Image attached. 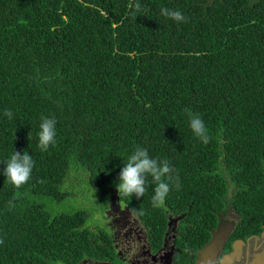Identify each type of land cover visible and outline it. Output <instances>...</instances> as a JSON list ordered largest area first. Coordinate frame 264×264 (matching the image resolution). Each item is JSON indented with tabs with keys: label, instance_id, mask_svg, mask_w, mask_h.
I'll list each match as a JSON object with an SVG mask.
<instances>
[{
	"label": "trees",
	"instance_id": "trees-1",
	"mask_svg": "<svg viewBox=\"0 0 264 264\" xmlns=\"http://www.w3.org/2000/svg\"><path fill=\"white\" fill-rule=\"evenodd\" d=\"M42 116L57 121L47 151ZM137 147L179 175L160 206L151 177L139 200L118 194ZM15 150L34 161L20 188L3 175ZM248 186L264 188V0H0V264L100 259L109 236L89 221L113 200L155 248L173 218L207 238L215 210L240 206Z\"/></svg>",
	"mask_w": 264,
	"mask_h": 264
},
{
	"label": "flooded vegetation",
	"instance_id": "flooded-vegetation-1",
	"mask_svg": "<svg viewBox=\"0 0 264 264\" xmlns=\"http://www.w3.org/2000/svg\"><path fill=\"white\" fill-rule=\"evenodd\" d=\"M247 188L240 206L230 200L215 210L214 228L208 231L207 238L199 235V230L195 237L183 231L186 227L179 230L180 221L173 218L158 248L137 216L130 217L131 210L110 201L105 210L110 218L108 253L99 260L84 258L79 264H264V188ZM111 204L116 213L110 211ZM214 234L223 239L211 253L209 245ZM206 248L210 252L206 253L208 260L199 263Z\"/></svg>",
	"mask_w": 264,
	"mask_h": 264
},
{
	"label": "clouds",
	"instance_id": "clouds-1",
	"mask_svg": "<svg viewBox=\"0 0 264 264\" xmlns=\"http://www.w3.org/2000/svg\"><path fill=\"white\" fill-rule=\"evenodd\" d=\"M135 9L139 11L141 5L135 4ZM161 15L168 17L176 22H188V18L178 9L161 8ZM134 15L136 19L137 16ZM185 112L189 117V126L194 135L204 144L210 142L211 136L203 119L198 113H193L191 109L186 108ZM4 115L9 119L13 118L11 110H5ZM56 125L57 121L54 117L42 116L38 133L41 151H47L50 145L56 143ZM4 164L3 175L6 181L10 182L16 188L22 187L31 179L34 161L27 151L21 154L20 151H14ZM174 168L167 159L154 158L149 155L146 148L137 147L135 151L127 158L126 163L120 169L118 183L116 188L119 196L132 198L135 196L137 200L144 196L151 177L154 187L152 195L153 206H160L164 203L172 186L177 189L180 187L179 175H173ZM9 207L13 206V201L8 202ZM0 239V244H3ZM99 260V259H98Z\"/></svg>",
	"mask_w": 264,
	"mask_h": 264
},
{
	"label": "rangeland",
	"instance_id": "rangeland-1",
	"mask_svg": "<svg viewBox=\"0 0 264 264\" xmlns=\"http://www.w3.org/2000/svg\"><path fill=\"white\" fill-rule=\"evenodd\" d=\"M84 205V203L82 204ZM108 207V205L106 206ZM109 209L110 211L116 213L117 210H115V207L111 204V207L109 206ZM121 209H124V208H121ZM108 213V211H106L105 214L103 215H97L95 217H93L89 222H90V225L91 227L94 226V229H103L106 233L108 232V229H107V223L110 221V218L106 215ZM129 215L132 219H136L134 216V214L132 212H129Z\"/></svg>",
	"mask_w": 264,
	"mask_h": 264
},
{
	"label": "water",
	"instance_id": "water-1",
	"mask_svg": "<svg viewBox=\"0 0 264 264\" xmlns=\"http://www.w3.org/2000/svg\"><path fill=\"white\" fill-rule=\"evenodd\" d=\"M222 235H215L214 234V240L211 242V244L209 245V247H210V252L211 253H214V250L213 249H215V247L220 243V244H222V237H221ZM209 252V249L208 248H206V250L204 251V252H202L201 253V256H200V258L198 259V262L199 263H203L204 261H206V260H208V258H206V253H210Z\"/></svg>",
	"mask_w": 264,
	"mask_h": 264
}]
</instances>
